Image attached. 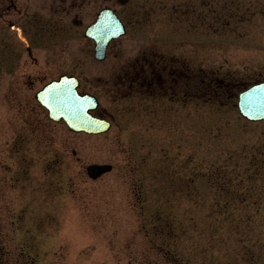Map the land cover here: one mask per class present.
Returning a JSON list of instances; mask_svg holds the SVG:
<instances>
[{
  "label": "rangeland",
  "instance_id": "1",
  "mask_svg": "<svg viewBox=\"0 0 264 264\" xmlns=\"http://www.w3.org/2000/svg\"><path fill=\"white\" fill-rule=\"evenodd\" d=\"M52 1L30 0L31 12L46 7L52 24ZM96 14L86 8L84 25ZM121 14L131 24L117 43L124 57L138 46H180L186 61L232 75L234 95L264 81V0H131ZM54 19L67 24L63 15ZM80 34L35 49L46 57L57 49L47 60L100 92V68L91 69L94 51ZM246 77L255 81L242 87ZM187 104L185 146L164 142L148 154L142 139L133 150L143 171L121 177L136 160L118 128L106 144L60 129L46 132L53 143L43 149L23 145L22 120L0 82V264H264V123L241 118L236 96L224 107ZM128 116V128L139 131ZM92 163L114 165L115 176L93 182L85 171ZM183 163L182 181H169L166 169ZM135 188L144 196L132 197Z\"/></svg>",
  "mask_w": 264,
  "mask_h": 264
},
{
  "label": "flooded vegetation",
  "instance_id": "2",
  "mask_svg": "<svg viewBox=\"0 0 264 264\" xmlns=\"http://www.w3.org/2000/svg\"><path fill=\"white\" fill-rule=\"evenodd\" d=\"M110 1L58 0L57 5L55 3L48 8L53 21L50 24L51 16L46 14V7L42 6L40 11L34 10L35 13H32L30 0H0V37L8 34L15 42L10 47L6 41L0 39V82L8 85V94L15 102L17 118L22 120L23 145L43 149L53 143L46 137V132H56L60 129L68 131L76 138L82 137L92 141L99 139L106 144L118 128V141L130 146V155L136 160L133 165L129 163L124 166V174H119L122 177L129 172L143 171L142 164L139 163L140 158L135 152L142 139L148 144V154L151 146L164 142L168 143L171 149L178 143L180 148L185 146V103H199L201 106L216 103L224 107L237 95H234L231 88L232 75L223 74L221 70L206 71L195 62L186 61L185 49L180 46H138L132 48L133 55L124 57L123 52L126 49L117 44L120 39L111 42L107 46L105 59L95 60L91 67L100 68V76L95 79V83L100 85V92H96L98 88L95 84V88L92 87L93 83L84 87L83 78L74 69L64 70L59 61L47 60L58 54L57 49H52L53 54L48 57L45 56L46 49H35L39 44H43L45 39H52L47 42L52 45L61 43L63 36L73 41L81 33L80 36L82 35L86 44L88 43V50L94 51L96 56L97 44L86 37V29L96 21L101 11L112 9L122 20L126 31L131 27L121 14L131 0ZM86 8L91 9L93 14L97 12L95 20L88 25H84L82 20ZM58 15H63L67 24L61 26V21L54 19ZM111 56L114 58L109 61ZM63 76L78 80L79 95L88 94L95 98L96 108L90 114L98 121L108 122L109 129L106 132L101 135L72 133L64 122L58 123L50 119V114L39 102L38 95L47 85L59 81ZM246 79L238 83L245 87L255 81L249 77ZM102 96L108 97L113 103L102 102ZM120 103L123 104L122 109L120 105L119 109H113ZM128 115L137 117L134 119L139 121V131L134 132L128 128L123 120V117H129ZM177 149L179 153V148ZM92 164L112 167V170L99 180L115 176L114 165ZM166 170L169 172V181L173 177L175 181H182L179 180V172L185 173V163L181 167H173L171 164ZM182 187L185 188V185ZM144 192L135 188L131 196L140 198L144 196Z\"/></svg>",
  "mask_w": 264,
  "mask_h": 264
},
{
  "label": "water",
  "instance_id": "3",
  "mask_svg": "<svg viewBox=\"0 0 264 264\" xmlns=\"http://www.w3.org/2000/svg\"><path fill=\"white\" fill-rule=\"evenodd\" d=\"M94 28H98L101 35L104 34L106 37L103 45H98L96 51V58L103 60L107 44L124 35L125 29L111 11H106V16ZM77 87L78 83L73 78L62 77L60 81L45 88L42 93V102L50 111L51 118L55 121L64 120L70 130L74 132L88 134L106 132L109 129V124L103 122L99 125L96 124L89 115V111L95 108V104L91 105L92 101L90 103V98L87 96H79ZM238 107L241 115L247 120L253 122L264 120V83L242 94ZM110 170L111 168L106 166H92L89 167L88 173L90 177L96 179Z\"/></svg>",
  "mask_w": 264,
  "mask_h": 264
},
{
  "label": "trees",
  "instance_id": "4",
  "mask_svg": "<svg viewBox=\"0 0 264 264\" xmlns=\"http://www.w3.org/2000/svg\"><path fill=\"white\" fill-rule=\"evenodd\" d=\"M236 5L238 6V9H240V10L242 9V7L240 6V5H241V2L237 1ZM249 8H250L249 6H246V10H245V11H247ZM238 9H237V13H239V15H240L241 13L239 12ZM237 13H236V14H237ZM212 14H213V15L216 14V16H217V20H219V21H220V19L222 18V17H221L222 15H221L220 13H218V12H213ZM238 20H239V19H238ZM239 21L242 22V21H241V18H240ZM221 186H222V185H221Z\"/></svg>",
  "mask_w": 264,
  "mask_h": 264
}]
</instances>
